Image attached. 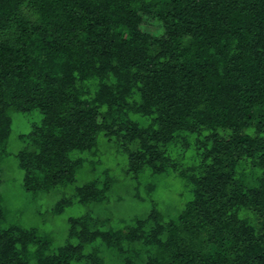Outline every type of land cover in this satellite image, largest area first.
<instances>
[{
  "label": "trees",
  "instance_id": "1",
  "mask_svg": "<svg viewBox=\"0 0 264 264\" xmlns=\"http://www.w3.org/2000/svg\"><path fill=\"white\" fill-rule=\"evenodd\" d=\"M10 109L43 116L16 156L32 197L73 185L102 135L127 176L174 173L189 200L166 221L152 198L125 231L69 219L51 252L0 207V264H103L94 243L123 264L142 261L136 244L144 264H264V0H0V154ZM181 133L200 137L189 166L165 151ZM110 183L76 188L57 215L103 204Z\"/></svg>",
  "mask_w": 264,
  "mask_h": 264
},
{
  "label": "rangeland",
  "instance_id": "2",
  "mask_svg": "<svg viewBox=\"0 0 264 264\" xmlns=\"http://www.w3.org/2000/svg\"><path fill=\"white\" fill-rule=\"evenodd\" d=\"M7 113L11 119V129L5 152L0 154V207L6 212L3 226L36 229L39 235L50 238V252L65 243L69 219L87 217L93 228L125 231L126 227L135 226L137 221L148 217L152 209V198L156 200L157 211L163 214L166 221L175 219L189 200L183 182L174 173L155 175L146 180L127 176L124 172L126 155L114 141L108 142L102 135L98 138L97 150L80 156L84 157L86 163L78 172L73 185L63 191L52 190L32 197L23 189V171L19 168L16 156L26 146V140L21 141L20 137L27 135L33 126L39 125L43 116L37 110L23 113L10 109ZM198 139V134L181 133L177 141L168 145L165 151L183 166H189L194 160ZM137 149L138 145L135 143L129 146L131 152H136ZM78 155L77 153L74 157ZM244 168L246 185L255 186L258 172L250 167ZM109 180L110 190L106 193L107 200L103 204L81 205L74 201L71 207L57 215L55 204L63 196H71L76 188L90 181H96L97 188L102 189ZM181 192L183 197H180ZM94 244L100 246L97 255L103 260V264H123L119 257L108 252L99 243ZM90 249L87 248L86 252ZM134 249L142 259L137 264H144L145 249L137 244Z\"/></svg>",
  "mask_w": 264,
  "mask_h": 264
}]
</instances>
